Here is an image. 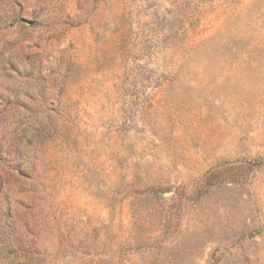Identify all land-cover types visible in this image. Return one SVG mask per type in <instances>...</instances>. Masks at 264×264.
I'll return each instance as SVG.
<instances>
[{
    "label": "rangeland",
    "instance_id": "rangeland-1",
    "mask_svg": "<svg viewBox=\"0 0 264 264\" xmlns=\"http://www.w3.org/2000/svg\"><path fill=\"white\" fill-rule=\"evenodd\" d=\"M0 264H264V0H0Z\"/></svg>",
    "mask_w": 264,
    "mask_h": 264
}]
</instances>
